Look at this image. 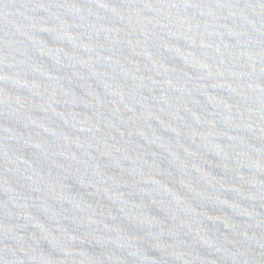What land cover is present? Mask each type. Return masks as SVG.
I'll return each mask as SVG.
<instances>
[{
    "label": "water",
    "instance_id": "obj_1",
    "mask_svg": "<svg viewBox=\"0 0 264 264\" xmlns=\"http://www.w3.org/2000/svg\"><path fill=\"white\" fill-rule=\"evenodd\" d=\"M0 264H264V0H0Z\"/></svg>",
    "mask_w": 264,
    "mask_h": 264
}]
</instances>
